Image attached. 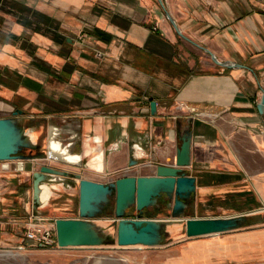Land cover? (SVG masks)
Wrapping results in <instances>:
<instances>
[{
    "label": "crops",
    "instance_id": "obj_1",
    "mask_svg": "<svg viewBox=\"0 0 264 264\" xmlns=\"http://www.w3.org/2000/svg\"><path fill=\"white\" fill-rule=\"evenodd\" d=\"M263 95L264 0H0V119L29 139L21 159L0 161V248L35 246L25 238L29 217L53 229L55 219L80 218L71 178L50 183L39 216L32 215V173L40 166L102 184L152 175V158L172 165L186 131L183 171L195 178V192L173 220L244 219L229 231L187 238L218 236L221 249V235L238 240V230L264 226L239 213H264ZM50 124L80 155V168L45 158ZM130 143L140 164L128 168ZM98 154L101 170L90 166ZM172 204L160 200L142 218L170 219ZM126 217L138 215L128 210ZM83 219L104 236L117 223L114 192ZM248 235L247 245L225 248L263 253L264 235Z\"/></svg>",
    "mask_w": 264,
    "mask_h": 264
},
{
    "label": "water",
    "instance_id": "obj_2",
    "mask_svg": "<svg viewBox=\"0 0 264 264\" xmlns=\"http://www.w3.org/2000/svg\"><path fill=\"white\" fill-rule=\"evenodd\" d=\"M151 111L155 103L150 105ZM258 112L264 114V95L257 105ZM15 124L7 119H0V161L21 159L19 151L25 146ZM189 131L180 137V145L176 151L172 165L158 164L153 157V174L147 176L126 175L119 177L109 184H102L83 179L78 173H69L42 165L32 173V215L39 216V210L47 200L44 190L56 179L71 178L78 183L80 218L54 220L55 240L58 248L91 247L106 242L104 236L83 217L93 210V204L114 192V216L117 219L116 244L127 246H157L162 241V228L165 220L145 219V210L158 205L160 200H173L170 220L178 218L187 206L195 192V178L187 176L183 168L190 165ZM137 148L130 143L128 152V168L140 164ZM45 158L56 163L77 167L82 166L79 154L74 153L70 146L60 139V130L50 124L47 132ZM137 212V218H127L126 212ZM244 222L243 218H187L185 220V235L188 238L213 235L234 229Z\"/></svg>",
    "mask_w": 264,
    "mask_h": 264
},
{
    "label": "rangeland",
    "instance_id": "obj_3",
    "mask_svg": "<svg viewBox=\"0 0 264 264\" xmlns=\"http://www.w3.org/2000/svg\"><path fill=\"white\" fill-rule=\"evenodd\" d=\"M260 159L254 168L260 167ZM242 164H245L242 161ZM249 211H240L241 217L264 219V213L251 218ZM162 228L163 241L153 247L127 246L119 247L116 244V222L102 229L106 242L91 247H68L58 249L56 245L51 249L31 248H0V264H264V252L252 251V247H242L239 251L230 250L225 246L233 243H240L242 246L248 244L249 233L252 232L264 235V226L253 224L245 229L238 230V240H230L226 237L223 247L219 249L216 245L218 236H211L207 240L188 239L185 235V222L164 218ZM248 236V237H247ZM261 238V236H260ZM223 239V238H222ZM205 245L198 244L199 242ZM214 246L216 248H214ZM12 252L13 256L5 255ZM230 252L233 258L229 257ZM263 254V255H261Z\"/></svg>",
    "mask_w": 264,
    "mask_h": 264
},
{
    "label": "built area",
    "instance_id": "obj_4",
    "mask_svg": "<svg viewBox=\"0 0 264 264\" xmlns=\"http://www.w3.org/2000/svg\"><path fill=\"white\" fill-rule=\"evenodd\" d=\"M45 219L39 217H29L25 238L35 246L44 249H51L55 246V236L53 226L45 224Z\"/></svg>",
    "mask_w": 264,
    "mask_h": 264
},
{
    "label": "bare ground",
    "instance_id": "obj_5",
    "mask_svg": "<svg viewBox=\"0 0 264 264\" xmlns=\"http://www.w3.org/2000/svg\"><path fill=\"white\" fill-rule=\"evenodd\" d=\"M23 143H29V139H25L23 141ZM90 166L97 169V170H101L102 169V154H98L97 156H95L91 162H90ZM5 255H10L13 256L12 252H8L5 253Z\"/></svg>",
    "mask_w": 264,
    "mask_h": 264
}]
</instances>
